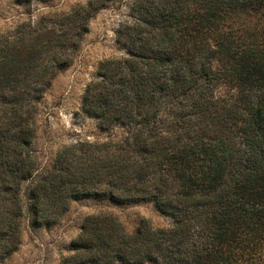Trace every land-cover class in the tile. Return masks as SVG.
<instances>
[{
  "label": "trees",
  "instance_id": "16d2710c",
  "mask_svg": "<svg viewBox=\"0 0 264 264\" xmlns=\"http://www.w3.org/2000/svg\"><path fill=\"white\" fill-rule=\"evenodd\" d=\"M117 2L133 18L116 31L126 55L100 62L81 111L120 136L42 167L41 100ZM85 197L150 201L173 223L130 233L89 215L58 264H264V0H87L0 34V262L27 216L54 225Z\"/></svg>",
  "mask_w": 264,
  "mask_h": 264
},
{
  "label": "rangeland",
  "instance_id": "374dc122",
  "mask_svg": "<svg viewBox=\"0 0 264 264\" xmlns=\"http://www.w3.org/2000/svg\"><path fill=\"white\" fill-rule=\"evenodd\" d=\"M86 1L51 0L20 4L16 0H0V34L25 20L38 19L48 12L69 11ZM132 19L129 6L124 2L100 10L91 19L90 30L85 34L74 62L58 74L44 94L33 144L42 167L50 166L61 148L77 140L104 141L120 136V130H99L96 121L82 113V98L87 85L97 78L98 66L103 59L126 55L125 48L117 41L116 31L123 22ZM92 214L113 215L130 233L135 232L144 219L154 227H169L173 223L170 216L150 201L127 203L85 197L73 201L54 225H36L27 216L20 245L0 264H58L75 251L73 240L80 233L86 217Z\"/></svg>",
  "mask_w": 264,
  "mask_h": 264
}]
</instances>
